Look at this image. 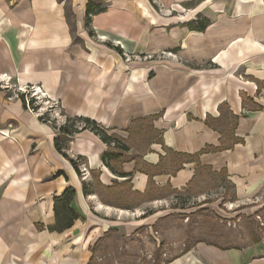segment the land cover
Returning a JSON list of instances; mask_svg holds the SVG:
<instances>
[{
    "label": "crops",
    "instance_id": "obj_1",
    "mask_svg": "<svg viewBox=\"0 0 264 264\" xmlns=\"http://www.w3.org/2000/svg\"><path fill=\"white\" fill-rule=\"evenodd\" d=\"M101 1L0 0V79L11 85L0 88V264H89L99 240L131 244L157 215L148 212L188 189L202 168L226 174L236 204L264 199V0H159L165 12L194 2L204 31H151L132 0H110L87 25L89 2ZM164 50H179L195 66L168 58L144 69L126 60ZM29 86L69 118L117 135L126 149H112L90 130L64 141L63 120L42 122L9 97ZM244 96L251 101L244 104ZM229 114L238 118L233 134ZM144 127L158 134L146 152L135 142ZM229 134L239 141L228 142ZM74 158L86 161L87 179ZM69 188L80 219L50 232L54 200ZM126 190L140 201L121 204L130 202L121 198ZM189 245L171 250L163 264H264V236L239 248Z\"/></svg>",
    "mask_w": 264,
    "mask_h": 264
},
{
    "label": "rangeland",
    "instance_id": "obj_2",
    "mask_svg": "<svg viewBox=\"0 0 264 264\" xmlns=\"http://www.w3.org/2000/svg\"><path fill=\"white\" fill-rule=\"evenodd\" d=\"M132 2L136 5L138 16L143 15L144 21L149 23V30L151 31L159 28L179 30L184 25H198L203 21V18L196 14L192 8L195 5L194 2H186L180 10L174 12H165L161 8L159 0H132ZM109 3L110 0H103L99 6L106 10ZM129 56L126 57L127 62L144 63V69H146L148 63H162L169 60L168 58H173L176 62L186 66H195V63L180 56L179 50H164L144 56L129 54ZM207 64H202V66H209ZM11 94L15 95L16 92L10 91L9 95L11 96ZM43 101L39 99L34 104V107H43L41 112L47 111L52 105ZM60 113L61 110H51L46 119L52 120L55 124L56 122L53 119L57 118V121L63 120L62 124H64L66 119ZM139 134V139L137 137L135 142L143 144L142 149H144V152H146L149 142L158 138V134L151 132L149 127H144V131L141 130ZM74 160L78 165L82 178L87 179L86 161L81 158H74ZM156 195L158 194L151 197ZM121 198L130 200L129 203H121L130 206L134 205L132 202H137V200L139 202L141 199L134 196L129 190L123 192ZM205 200H210V203L202 205L201 203ZM254 202H257V205L253 203L236 204L234 201V188L226 180V174L224 172L218 174L211 169L202 168L198 172L196 180L188 189L175 193L166 205H159L158 209L148 212V216H153L155 213L157 215L141 228V232L135 235V238H131V244H126L127 241L121 237L111 236L107 238L97 250L95 263L154 264L153 255L163 241L168 245L164 247L163 262L172 257V254L169 253L171 250L177 247L183 249L184 244L191 243L192 240L196 239L225 248L246 246L251 244L250 231L242 218L243 216L249 217L248 214L254 210L255 212L250 216L255 217L256 232L262 237L264 236V199L260 198L258 201L254 200ZM195 212H197L195 217L190 218L189 216ZM166 216H169V218L164 219ZM189 235H191V238Z\"/></svg>",
    "mask_w": 264,
    "mask_h": 264
},
{
    "label": "trees",
    "instance_id": "obj_3",
    "mask_svg": "<svg viewBox=\"0 0 264 264\" xmlns=\"http://www.w3.org/2000/svg\"><path fill=\"white\" fill-rule=\"evenodd\" d=\"M104 11L105 10H103L99 5L96 6V5H94L93 2H89L88 6H87V12H86V24L87 25L90 24L91 17L93 15L100 14ZM207 27H208V23L206 20H203L198 25H194V24L192 25L191 24V29L196 30V31H204V30H206ZM90 35L92 36V31H90ZM260 90H261V86L258 88V92ZM19 98L22 100L25 108H27L26 103H25V99H24V95H20ZM243 99H244V104H247L248 102L251 101L246 96H244ZM36 110L37 109H35V111ZM62 115H64L66 117V122H65V124L61 125L58 129L60 132V136L64 139V141H67L74 134L79 133L80 131L90 130L91 132H94L96 135L100 136V138L108 146L112 147V149H114V150H125L126 149L122 140L117 135H115V134L109 135L95 121H92V120L86 119V118H69L63 112H62ZM40 120L42 122H46V123L49 122L48 119H46L45 117H42V116L40 117ZM225 121H226L225 123H226L228 133L233 134L232 131H234V129L236 127L238 118L236 116H230V114H229ZM51 123H53V122H51ZM206 123L208 126L214 128V129H217L215 127V125L212 123L211 117H208L206 119ZM231 134L228 135V142H238L239 139L233 138ZM60 140L61 139L56 140V146H58V148H60V144H59ZM222 147H224L223 143H222ZM110 156H111V152L104 154V156H103L104 163L109 164V162L107 160ZM70 161L74 165V167L76 168L78 173H81L79 168H78L76 161L75 160H70ZM121 175H122V177H126L125 174H121ZM75 198H76V191L73 190L72 188L67 189L60 197L55 198V200H54V212H55L56 221H55L54 225L48 227V230L50 232L62 233L65 230L71 228L74 225V222L76 220L80 219L79 213L73 207ZM207 203H210V200H205L201 204L203 205V204H207ZM240 209H243V208H240ZM196 213L197 212H195L194 214H191V216H189V217L190 218L195 217ZM168 218H169V216L167 218H164V219H168ZM242 219L245 221V223H246V225L250 231V242H251V244L259 243L262 240V235H260L259 233L256 232V226L254 224L255 217L254 216H249V217L243 216ZM115 231L110 230L105 235V238L109 234H111ZM102 241H103V239L99 240L98 243L94 246V248H92L93 255H92V258L90 259L89 264H96L95 262H96L97 250H98L99 246L101 245ZM189 244L190 243L185 244V251L186 252L190 250ZM165 245H166V243L163 241L161 243L159 249L155 251V253L153 255L154 264H163L162 256H163V251H164Z\"/></svg>",
    "mask_w": 264,
    "mask_h": 264
},
{
    "label": "built area",
    "instance_id": "obj_4",
    "mask_svg": "<svg viewBox=\"0 0 264 264\" xmlns=\"http://www.w3.org/2000/svg\"><path fill=\"white\" fill-rule=\"evenodd\" d=\"M11 87V85L9 84V81L8 83L4 80H1L0 79V88L3 89V90H9ZM13 91L16 92L15 95L11 94L10 97H17L19 98L20 95H24V99H25V103H26V106L28 110L32 111L33 113L35 114H38L39 117H45L46 116H49L48 113L52 110V111H55L56 109L60 110L59 109V105L58 104H53L49 107V109L45 112H41V109H43V107L41 106H38V107H34V104L37 103V101H39V99H42V97H44L45 94L42 93L41 91V88L40 87H37V86H29V87H19L18 89H13ZM12 92V91H11ZM18 92V93H17ZM31 92V94H30ZM20 93V95H19ZM20 99V98H19ZM43 100V99H42ZM44 102V101H43ZM35 109H37L35 111ZM62 113V112H61ZM60 113V115L62 116V114ZM47 114V115H46ZM64 116V115H63ZM65 117V116H64ZM66 119V117H65ZM53 121H56V123L58 122L57 121V118L56 119H53ZM49 122L51 123L52 120H49ZM65 124V122H64ZM63 125V124H62ZM84 168V167H83ZM84 170H86L84 168Z\"/></svg>",
    "mask_w": 264,
    "mask_h": 264
}]
</instances>
